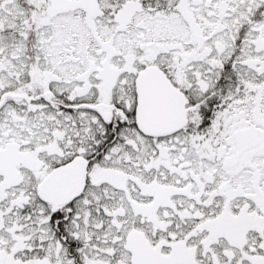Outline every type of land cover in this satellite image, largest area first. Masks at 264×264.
Segmentation results:
<instances>
[{"label":"snow or ice","instance_id":"6c2138e0","mask_svg":"<svg viewBox=\"0 0 264 264\" xmlns=\"http://www.w3.org/2000/svg\"><path fill=\"white\" fill-rule=\"evenodd\" d=\"M0 264H264V0H0Z\"/></svg>","mask_w":264,"mask_h":264}]
</instances>
